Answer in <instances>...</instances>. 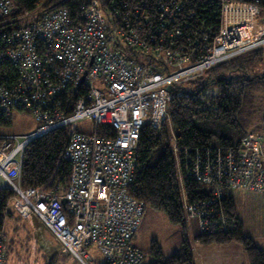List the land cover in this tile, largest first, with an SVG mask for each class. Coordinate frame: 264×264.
I'll list each match as a JSON object with an SVG mask.
<instances>
[{
  "label": "built area",
  "instance_id": "obj_1",
  "mask_svg": "<svg viewBox=\"0 0 264 264\" xmlns=\"http://www.w3.org/2000/svg\"><path fill=\"white\" fill-rule=\"evenodd\" d=\"M213 1L219 7L217 30L202 46L197 42L195 54L185 47L186 26L177 23L191 5L185 0H88L74 13L54 7L20 15L13 14L11 0H0V118L10 119L13 109H21L37 122L28 134L0 136V187L14 192L11 204L18 215L37 217L80 264H98L89 247L105 264L141 262L143 252L133 238L144 205L127 191L141 127L165 124L171 130L172 90L246 51L264 32V20H258L264 9L254 2ZM142 9L148 12L142 15ZM70 93L74 99L66 111L61 100ZM80 118L92 120L93 132L69 133L63 152L70 165L67 183L48 190L22 188L27 144ZM102 125L113 135L99 130ZM211 150L203 158L196 152L194 161L186 156L179 170L181 180L189 177L206 189L191 202L180 192L183 213L198 219L202 235L235 229L225 211L229 189L257 193L264 204V130ZM4 251L0 235V264Z\"/></svg>",
  "mask_w": 264,
  "mask_h": 264
},
{
  "label": "trees",
  "instance_id": "obj_2",
  "mask_svg": "<svg viewBox=\"0 0 264 264\" xmlns=\"http://www.w3.org/2000/svg\"><path fill=\"white\" fill-rule=\"evenodd\" d=\"M11 1L14 4L13 14L20 15L39 8L54 7H64L69 13H74L88 0ZM103 1L106 4H113L118 0ZM185 1L191 5L179 14L177 23L183 25L182 28L186 26L184 33H188L190 41H184L185 47L196 54L199 45L202 46L206 40H210L211 35L217 30L219 7L213 0ZM248 1L264 9V0ZM128 5L133 6L132 2ZM142 10V15L148 12V9ZM124 12L130 15V11ZM192 43L198 46H191ZM262 63L264 50L259 46L218 62L185 84L175 87L167 110L172 134L165 124L159 129L152 128L148 123L143 124L134 149L135 170L127 187L128 194L141 201L144 208L149 207L163 212L170 223L183 225L184 213L174 170L171 136L181 170L184 169L186 156L194 161L196 152L203 158L208 156L211 149L214 151L219 146L236 144L253 128L252 122L255 120L258 123L257 128L264 129V70L259 69ZM212 91L216 92L213 96L209 95ZM66 97V100L62 97L61 101L64 110L67 111L72 106L74 94L70 93ZM8 122L9 119L0 118V124ZM73 130L72 125L55 128L27 144L19 172V184L22 188L48 190L54 185L63 186L67 183L70 165L63 152L68 135ZM99 130L113 135V130L108 125L100 126ZM181 185L186 199L190 202L205 195L204 185L189 177H183ZM13 195L14 192L10 188L0 187L2 236L8 230L15 232L14 223L20 219L11 204ZM224 203L227 216L230 220L234 218L235 229L210 235L199 234L197 240L206 245L239 243L248 264H264V248L255 246L252 240L243 234L241 221L235 214L233 199L227 196ZM151 253L155 260L148 264L192 262V251L186 244H183L180 251L170 256H163L155 245L152 246ZM5 256L6 251L4 260ZM56 260V255L47 256L45 264H56Z\"/></svg>",
  "mask_w": 264,
  "mask_h": 264
},
{
  "label": "rangeland",
  "instance_id": "obj_3",
  "mask_svg": "<svg viewBox=\"0 0 264 264\" xmlns=\"http://www.w3.org/2000/svg\"><path fill=\"white\" fill-rule=\"evenodd\" d=\"M258 20H264V13L261 12L258 15ZM258 20L257 23H261ZM261 33L257 42H253V45L246 51L259 46L264 50V41H261L264 40V32ZM259 69L264 70V63ZM257 124L256 120L253 121V128L247 132L264 130L258 129ZM36 126L37 122L29 111L13 109L9 122L0 124V136H22L34 131ZM72 127L84 133L93 132V122L89 118L73 121ZM168 131L171 133V130ZM172 144L171 136L170 146L173 149L174 170L179 190L182 192L178 153ZM0 180L3 181L1 177ZM227 195L233 199L235 214L240 218L243 234L248 236L255 246L264 248V204H262L261 196L254 192L238 189H229ZM17 216L20 218L18 222H13L16 225V231L8 230L3 235L6 251L5 264H45L47 256L55 255L57 257L56 264H80L68 253L61 251L58 243L48 236L49 233L46 238L51 244L43 245L41 239L34 237L33 229L30 227L31 219L22 218L18 214ZM199 234L196 217H189L184 212V224L176 225L170 223L163 212L146 207L134 235L133 243L144 254L140 264H148L155 260L151 253L153 245L158 247L162 255L166 257L180 251L183 244L188 245L191 249L193 259L197 264H248L245 252L239 243L204 245L197 240ZM44 247L49 248H46L45 251ZM89 251L93 254L92 257L96 263L101 261V255L96 248H89Z\"/></svg>",
  "mask_w": 264,
  "mask_h": 264
},
{
  "label": "crops",
  "instance_id": "obj_4",
  "mask_svg": "<svg viewBox=\"0 0 264 264\" xmlns=\"http://www.w3.org/2000/svg\"><path fill=\"white\" fill-rule=\"evenodd\" d=\"M30 133V132H29ZM3 184V181H1L0 180V185H2ZM236 217L240 220V218L236 215ZM22 218H24V217H22ZM25 218H28V219H31L30 220V223H31V225H30V227H31V229H33V233L35 234V236L34 237H38L39 239H41V242H42V244L43 245H46V244H51V242H49L48 240H47V233H49V237L51 238V239H54V237L51 235V233L43 226V224L38 220V218L37 217H35V216H33V215H30V216H28V217H25ZM54 241H56L55 239H54ZM57 242V241H56ZM59 245V244H58ZM204 245H206V244H204ZM50 247V246H49ZM49 247H44L45 248V251H46V248H49ZM59 247H60V250L62 251V249H61V246L59 245ZM89 248H92V247H89ZM89 248L87 249V252H88V254H90L91 256H93V254L89 251ZM95 248V247H94ZM46 255V254H45ZM192 262L194 263V264H197L196 262H195V260L193 259V255H192ZM4 264H5V260H4Z\"/></svg>",
  "mask_w": 264,
  "mask_h": 264
},
{
  "label": "water",
  "instance_id": "obj_5",
  "mask_svg": "<svg viewBox=\"0 0 264 264\" xmlns=\"http://www.w3.org/2000/svg\"><path fill=\"white\" fill-rule=\"evenodd\" d=\"M62 204H65V201L64 200H62Z\"/></svg>",
  "mask_w": 264,
  "mask_h": 264
},
{
  "label": "bare ground",
  "instance_id": "obj_6",
  "mask_svg": "<svg viewBox=\"0 0 264 264\" xmlns=\"http://www.w3.org/2000/svg\"><path fill=\"white\" fill-rule=\"evenodd\" d=\"M23 155V154H22Z\"/></svg>",
  "mask_w": 264,
  "mask_h": 264
},
{
  "label": "clouds",
  "instance_id": "obj_7",
  "mask_svg": "<svg viewBox=\"0 0 264 264\" xmlns=\"http://www.w3.org/2000/svg\"><path fill=\"white\" fill-rule=\"evenodd\" d=\"M99 263V262H98Z\"/></svg>",
  "mask_w": 264,
  "mask_h": 264
}]
</instances>
